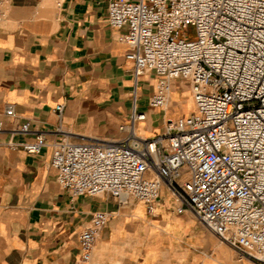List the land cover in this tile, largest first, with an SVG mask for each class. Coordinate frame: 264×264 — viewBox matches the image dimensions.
I'll list each match as a JSON object with an SVG mask.
<instances>
[{"label":"built area","instance_id":"obj_1","mask_svg":"<svg viewBox=\"0 0 264 264\" xmlns=\"http://www.w3.org/2000/svg\"><path fill=\"white\" fill-rule=\"evenodd\" d=\"M108 21L123 29L135 73L162 76L149 105L167 106L171 82L186 79L193 108L168 116L155 135L137 131L148 113L134 106L121 136L55 141L58 181L74 197L140 200L150 213L168 192L178 212H192L241 258L264 264V0H109ZM55 110L62 117L64 104ZM5 114L17 115L14 104ZM18 129L35 131L14 143L29 153L48 143L30 120ZM110 217L96 210L81 230V260L91 259Z\"/></svg>","mask_w":264,"mask_h":264},{"label":"crops","instance_id":"obj_2","mask_svg":"<svg viewBox=\"0 0 264 264\" xmlns=\"http://www.w3.org/2000/svg\"><path fill=\"white\" fill-rule=\"evenodd\" d=\"M109 0H4L0 17V264H228L198 247L211 238L192 212H178L164 192L150 213L143 201L120 203L109 194L72 196L51 164L53 144L121 136L134 106L143 135L161 133L168 116L188 113L170 100L150 106L161 75L136 74L123 29L108 21ZM190 93L189 82L187 84ZM185 92V91H184ZM187 93V92H185ZM14 104L16 116L5 109ZM63 103L62 117L55 110ZM30 120L48 143L29 153L14 143L33 137L18 126ZM61 126V129H59ZM163 186V191H166ZM172 196L171 194H169ZM111 217L89 261L79 235L96 210ZM203 224V223H202ZM188 243L190 247H188ZM219 251L229 256V250Z\"/></svg>","mask_w":264,"mask_h":264},{"label":"rangeland","instance_id":"obj_3","mask_svg":"<svg viewBox=\"0 0 264 264\" xmlns=\"http://www.w3.org/2000/svg\"><path fill=\"white\" fill-rule=\"evenodd\" d=\"M177 90L179 91L180 95L178 94L176 99H171L170 103H172L174 108H184L187 112H190L193 108V102L191 103V92L188 91V81L186 79H179L177 82ZM187 93H185V92ZM165 195V202L173 203L174 197L170 196L168 192H164ZM202 230L201 233L205 236L211 238L206 243H203L200 247H198V251H200L204 256L216 257L221 260V257H228L229 262L228 264H252L249 260L245 258H241L237 251L230 246L228 243L223 241L219 238L216 234H214L207 226L200 223ZM218 242L221 244L222 249L229 250V256L224 255L219 251ZM188 247L190 244L188 243Z\"/></svg>","mask_w":264,"mask_h":264},{"label":"bare ground","instance_id":"obj_4","mask_svg":"<svg viewBox=\"0 0 264 264\" xmlns=\"http://www.w3.org/2000/svg\"><path fill=\"white\" fill-rule=\"evenodd\" d=\"M191 99H192V97H191ZM193 102V99H192V101H191V103ZM253 264V263H252Z\"/></svg>","mask_w":264,"mask_h":264}]
</instances>
